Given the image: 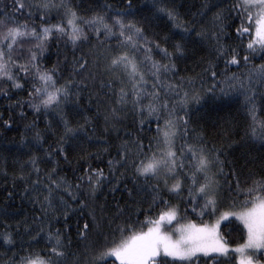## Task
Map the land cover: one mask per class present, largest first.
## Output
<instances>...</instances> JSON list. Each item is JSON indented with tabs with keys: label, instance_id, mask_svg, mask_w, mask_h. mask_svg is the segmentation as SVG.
I'll list each match as a JSON object with an SVG mask.
<instances>
[{
	"label": "snow or ice",
	"instance_id": "obj_1",
	"mask_svg": "<svg viewBox=\"0 0 264 264\" xmlns=\"http://www.w3.org/2000/svg\"><path fill=\"white\" fill-rule=\"evenodd\" d=\"M162 2L154 0L153 16L166 15L181 30L171 51L159 39L146 35L148 18H137L132 0H124V6L115 10L106 4L93 9L91 15L82 14L72 0H10L0 9V95L8 97L11 90L29 85L27 106L37 118L43 114L46 121L43 130L37 128L36 119L25 126L32 133L28 141L31 154L12 177L13 187L22 182L21 195L38 205L41 215L33 216L31 222L27 218L17 221L15 227L0 224L5 229L0 231L5 245L14 246L21 227L29 238V247L21 249L27 254L17 261L14 252L4 264H107L109 258H114L113 264H222L230 251L243 254L245 250L253 254L241 255L237 264H262L264 257L257 259L254 254L264 252V120L256 115L254 85L264 87V62L252 64L250 57L264 53V0H205L188 22L179 18L174 0L171 7L156 6ZM53 11L60 22L49 24ZM208 12H212L210 20L205 19ZM230 19L232 24L239 20L235 35L240 43L236 46L224 43L229 36L226 29L232 27L227 23ZM53 36L66 38L65 43L72 45V57L69 60L64 55L62 61L46 68L41 60ZM93 37L96 42L89 44ZM169 38L163 37L164 43ZM113 40L114 45L109 43ZM204 41L210 42L211 58H202L198 64L199 83L197 77H177L176 61L184 57L187 44ZM84 44L86 50L81 47ZM154 50L159 60L154 59ZM221 59L224 68L218 70ZM241 63L243 71H230V66ZM85 90L89 103L96 106L91 114L82 104ZM233 93L243 95L251 122L239 140L227 144L229 149L238 147L245 161L239 170L231 169L229 179L222 159L227 155L224 145H210L192 125L193 105H200L207 96L230 98ZM24 103L15 102L21 108ZM129 113L140 125L155 120L156 135L147 146L137 135L120 143L116 156L108 160L107 172L89 165L75 177V183L58 175L60 158L67 161L69 149L85 152V144L118 131L117 125ZM20 118L25 119L23 111ZM101 118L103 133L96 136ZM4 125L10 126V121ZM49 133L57 136L55 146L44 147ZM90 158L86 152L81 157ZM257 159L259 175L248 167ZM42 164L52 167L45 170ZM121 184L123 204L117 201L110 206L106 194L99 202L106 186L114 193L121 190ZM12 196L10 191L8 198ZM224 198L233 206L239 204L240 210L203 222L205 215H216ZM145 203L147 208H143ZM160 205L158 214L150 215ZM189 209L201 218L200 223L188 218ZM142 211L144 219L140 220ZM57 212L65 218L62 229L53 227L54 221L59 222ZM70 213H78L75 245ZM0 215L7 218L9 213L0 210ZM230 215L246 232L244 243L234 249L219 232L220 221ZM41 238L47 241L46 249L32 250L31 242Z\"/></svg>",
	"mask_w": 264,
	"mask_h": 264
},
{
	"label": "trees",
	"instance_id": "obj_2",
	"mask_svg": "<svg viewBox=\"0 0 264 264\" xmlns=\"http://www.w3.org/2000/svg\"><path fill=\"white\" fill-rule=\"evenodd\" d=\"M10 0H0V9H4L5 5L8 4ZM208 3H213L215 0H207ZM229 2V0H226ZM74 6H78V10L82 14L91 15L93 9H98L106 4H112L113 10L124 6V0H72ZM176 10L180 14V19L188 22L193 19V15L200 11L205 0H174ZM134 9L137 11V18L145 17L148 18V22L145 24L146 35L154 36L159 39L164 47H167L169 51L172 50V45L179 41L181 32L180 29L173 26L172 21L166 15L156 14L153 16L155 9L153 8L154 0H132ZM157 7H171V0H163L162 3H158ZM216 9H212V12ZM27 10H25V13ZM212 12H208V16L205 18L210 20ZM23 20V16L19 17ZM199 17H197L198 19ZM35 22L39 25L41 22L39 20V14H36ZM60 22V16L57 15L55 11L51 13L50 18L47 20L49 24H55ZM227 23L232 24L230 19ZM239 24V20L232 24V27L227 28L226 31L229 36L225 38L224 43L236 46L240 42L236 39L235 35V25ZM170 37L167 43H164L163 37ZM66 38L60 39L58 36L50 37L48 50L45 52L44 58L41 60V64L46 68H51L58 60L62 61L64 55H67L69 60L72 57V45L70 43H65ZM95 37L89 41V44L95 43ZM248 42V37L243 38V44L246 45ZM111 44H115V41H109ZM83 49H87L88 45H81ZM211 52V46L209 41H204L202 43H188L186 46L185 54L182 59L176 61L177 64V77H197V74L201 72V67L198 66L201 59H209V53ZM79 51H77V55ZM244 55L243 48H241V57ZM154 59L159 60L160 55L158 50L153 52ZM252 64H260L264 62V53H256L250 57ZM224 68V61L221 59L219 61V69ZM244 70V65L241 63L239 66H230L231 72H240ZM23 75V74H21ZM67 76V71L64 72ZM31 78H29L30 80ZM60 83H63V79H60ZM23 83V81H22ZM197 83L199 79L197 77ZM209 84L211 81L208 82ZM29 85H25V89L10 91L9 96L5 97L0 95V210H7L9 213L8 217L0 215V224H10L13 227L16 226L17 221L23 222L26 218L31 222L33 216L41 215L39 206L34 205L26 196H22L23 183L20 181L16 182L15 187H13V175H18V170L20 162L26 161L28 156L31 154L29 152L30 145L28 141L31 140L32 133L26 132L25 126L30 124L33 119H36V125L38 129L43 130L45 128V118L41 114L38 118L36 114L33 113L31 108L27 106V89ZM256 89V115L259 120H264V87L260 85H254ZM17 100L25 101L23 108L16 106L15 102ZM82 104L89 108L91 112H94L96 106L94 103H89L88 92L85 90L83 93ZM196 111L193 112V127L196 128L197 133H202L209 144L215 143L217 146L221 144L224 145L227 151L226 156H222L225 160L224 169L225 172L229 173V179L231 177V169L236 167L239 170V166L245 163L244 159L241 158L240 150L238 147L227 148V144L231 140H239L241 136L244 135V128L248 123L251 122V117L247 113V109L244 104V97L239 93H233L231 97H221L219 99L212 96L205 97L204 101L200 105H193ZM21 111L24 112L25 119L20 118ZM196 112L199 113L197 117ZM51 119V116L49 117ZM134 120L136 121L134 123ZM4 121H10V126H5ZM163 121H161L162 123ZM118 131H111L108 134H104V140H96L91 144H85L86 153H91V158L89 160L81 159L85 155V152L74 151L69 149L68 160L65 161L62 157L60 158V165L58 169V175L67 178L70 182L75 183V177L82 175V170L89 165L92 168H104L107 172L108 160L116 156L117 147L123 140L134 139L137 135L143 140L145 146H147L149 139L156 135V123L153 119L151 122H146L144 125L138 123V118L134 117L129 113L128 118L123 120L119 125H117ZM103 133L102 118L101 125L96 130V136H100ZM91 134V129H90ZM57 136L52 134H46V139L44 141V147H48L49 144L55 146V141ZM104 148H108L107 152L102 151ZM40 155H43L41 152ZM99 157V158H97ZM42 168L45 166L42 164ZM52 167L48 165L47 168ZM249 168L254 167L257 174L261 172L259 160L257 159L255 165L251 163L248 165ZM45 168V170H47ZM245 173L247 168H245ZM35 178V177H33ZM242 178V177H241ZM235 181L233 180V184ZM119 191L110 192L108 187H105V193L100 194V201L103 202L104 195L108 197V203L110 206L114 207L115 203L119 201L121 204L124 203L122 197L125 195L123 192V185H120ZM13 193L11 199L8 198L9 192ZM186 195V191L184 193ZM242 199V197H241ZM150 202V198H149ZM172 202L176 203L177 198H172ZM75 207V204H73ZM148 203L143 205V208H147ZM163 205L158 206L153 209L150 215L158 214L160 208ZM184 205H181L183 209ZM239 204L233 206L230 199L224 198L221 200L218 210L215 216L205 215L203 217V222L215 221L219 218L221 213H231V211L238 210ZM62 212V210H61ZM61 212L55 213L59 216V222H53L54 228H63L65 218ZM78 213H70V219L68 223L72 226L71 235L73 237L75 245V232L77 224ZM139 219H144L143 211L138 214ZM188 218L193 221L200 223L201 218L195 213H192L189 209ZM183 222V221H181ZM83 224V220L80 221ZM47 226V225H45ZM3 227H0V231H4ZM21 235L14 238V246L5 245L3 241L0 240V264H4L13 253H16L15 259L18 261L20 256L26 255L25 251L21 249H27L29 247V238L23 235V227H21ZM220 235L223 236L228 242L231 248H235L237 245L243 244L246 239V232L239 221L236 219H229L219 228ZM47 241L43 238L39 239V242H31V249L36 251L45 250ZM258 257L261 259L264 257V253H260ZM114 258H109L107 264H113ZM264 262V260H262ZM222 264H237V255L234 252H230V256L227 260L222 261Z\"/></svg>",
	"mask_w": 264,
	"mask_h": 264
},
{
	"label": "rangeland",
	"instance_id": "obj_3",
	"mask_svg": "<svg viewBox=\"0 0 264 264\" xmlns=\"http://www.w3.org/2000/svg\"><path fill=\"white\" fill-rule=\"evenodd\" d=\"M240 209H238V210H235V211H231V212H237V211H239ZM231 218H233V219H236L235 218V216H228L225 220H221L220 221V226H222L225 222H227V220H229V219H231ZM237 220V219H236ZM237 221H239V220H237ZM239 223H240V221H239ZM243 226V225H242ZM220 228V227H219ZM230 249H234V248H231L230 247ZM230 252H233V251H230ZM235 253V252H234ZM260 253H264V252H256L254 255H255V257L257 258V259H260L259 257H258V255H260ZM236 255H237V259L241 256V255H251V254H253V253H251L249 250H245V253H243V254H241V253H235ZM262 264H264V262L262 261Z\"/></svg>",
	"mask_w": 264,
	"mask_h": 264
}]
</instances>
